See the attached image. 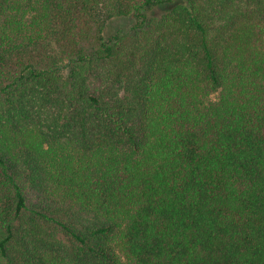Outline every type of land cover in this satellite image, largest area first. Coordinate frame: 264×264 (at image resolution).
Listing matches in <instances>:
<instances>
[{
  "label": "trees",
  "instance_id": "16d2710c",
  "mask_svg": "<svg viewBox=\"0 0 264 264\" xmlns=\"http://www.w3.org/2000/svg\"><path fill=\"white\" fill-rule=\"evenodd\" d=\"M0 264H264V0H0Z\"/></svg>",
  "mask_w": 264,
  "mask_h": 264
},
{
  "label": "rangeland",
  "instance_id": "374dc122",
  "mask_svg": "<svg viewBox=\"0 0 264 264\" xmlns=\"http://www.w3.org/2000/svg\"><path fill=\"white\" fill-rule=\"evenodd\" d=\"M166 9V8H164ZM160 10L163 9H156L152 12L153 13H158L160 12ZM130 26V22L124 21V20H113L111 23H109L106 28H105V35L107 37L115 35L116 33H118L120 30L126 29ZM216 97H214L215 99Z\"/></svg>",
  "mask_w": 264,
  "mask_h": 264
}]
</instances>
